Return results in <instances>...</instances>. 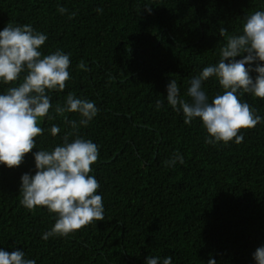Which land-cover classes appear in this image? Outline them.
Instances as JSON below:
<instances>
[{
    "label": "trees",
    "instance_id": "16d2710c",
    "mask_svg": "<svg viewBox=\"0 0 264 264\" xmlns=\"http://www.w3.org/2000/svg\"><path fill=\"white\" fill-rule=\"evenodd\" d=\"M255 11H264V0H0V30L30 24L47 36L43 55L70 54L71 79L50 93L53 109L68 93L99 109L77 134L98 145L90 174L104 206L102 221L42 238L56 216L20 204V178L35 174L32 153L51 151L72 131L63 117L43 119L44 134L23 163L0 164V250H21L36 264H145L157 256L172 264H255L253 253L264 245V119L241 130L240 144L209 145L200 120L185 124L166 101L172 79L188 99L192 77L219 60L227 40L219 28L240 34ZM81 61L87 71L77 68ZM10 86L0 83V94ZM203 87L209 102L222 92L215 78ZM240 98L264 118V100ZM157 99L164 101L160 109ZM174 153L184 163L166 166Z\"/></svg>",
    "mask_w": 264,
    "mask_h": 264
},
{
    "label": "clouds",
    "instance_id": "9594fccd",
    "mask_svg": "<svg viewBox=\"0 0 264 264\" xmlns=\"http://www.w3.org/2000/svg\"><path fill=\"white\" fill-rule=\"evenodd\" d=\"M144 9L150 14L151 7ZM61 14L67 12L59 7ZM102 9H96L102 13ZM76 15L69 14V18ZM219 36H227L219 49V60L206 66L192 77L184 99L176 80L167 85L166 101L171 108L183 114L184 123L199 119L206 130L205 143L209 145L229 142L240 144L242 129H252L262 121L256 110L241 100L242 94L264 100V11H255L243 19L240 34L227 35L228 29L219 28ZM47 36L30 24H6L0 30V83L10 86L0 94V164L7 168L19 167L26 154L37 148L36 138L44 134L40 126L43 119L63 117L72 129L62 137V144L51 151L40 149L32 153L35 174L24 173L20 178V204L29 211L46 208L56 219L43 239L67 237L104 219L103 197L97 194L99 183L91 175L92 165L98 161V145L80 137V127H87L98 114L95 102L68 93L63 104L53 109L50 93L62 92L71 79L70 54L60 49L48 55L40 51ZM236 57H242L236 59ZM253 65H255L253 67ZM77 68L87 71L81 61ZM256 73L255 77L250 73ZM215 78L222 89L209 102L204 83ZM164 101L157 99L156 108ZM53 110L55 115H50ZM65 113H77L79 120L68 119ZM50 134L56 136L60 127L53 124ZM74 137L69 139V137ZM183 164V156L174 153L165 161L168 167ZM255 264H264V245L253 253ZM0 264H36L25 258V253L0 250ZM145 264H172L171 257H146ZM208 264H216L209 260Z\"/></svg>",
    "mask_w": 264,
    "mask_h": 264
}]
</instances>
